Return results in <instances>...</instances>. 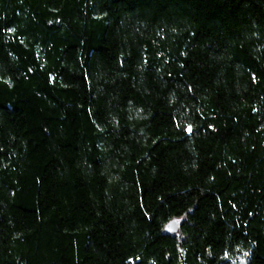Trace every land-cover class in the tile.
I'll return each instance as SVG.
<instances>
[{"label": "trees", "instance_id": "1", "mask_svg": "<svg viewBox=\"0 0 264 264\" xmlns=\"http://www.w3.org/2000/svg\"><path fill=\"white\" fill-rule=\"evenodd\" d=\"M245 259L264 0H0V264Z\"/></svg>", "mask_w": 264, "mask_h": 264}, {"label": "water", "instance_id": "2", "mask_svg": "<svg viewBox=\"0 0 264 264\" xmlns=\"http://www.w3.org/2000/svg\"><path fill=\"white\" fill-rule=\"evenodd\" d=\"M168 230L170 232H176L177 230V223L175 220H170L169 224H168ZM247 259L243 260V261H240L239 264H247Z\"/></svg>", "mask_w": 264, "mask_h": 264}, {"label": "snow or ice", "instance_id": "3", "mask_svg": "<svg viewBox=\"0 0 264 264\" xmlns=\"http://www.w3.org/2000/svg\"><path fill=\"white\" fill-rule=\"evenodd\" d=\"M189 131H191V129H189Z\"/></svg>", "mask_w": 264, "mask_h": 264}]
</instances>
